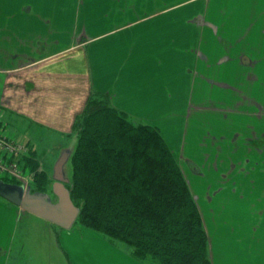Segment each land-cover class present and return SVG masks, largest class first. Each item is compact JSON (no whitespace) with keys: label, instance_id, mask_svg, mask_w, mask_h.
<instances>
[{"label":"crops","instance_id":"obj_1","mask_svg":"<svg viewBox=\"0 0 264 264\" xmlns=\"http://www.w3.org/2000/svg\"><path fill=\"white\" fill-rule=\"evenodd\" d=\"M94 4L90 18L91 5L70 0H0V123L23 138L28 151L41 134L70 133L93 93L155 126L178 116L205 118L233 131L232 139L241 128H263L264 0ZM167 144L197 202L211 264H264L263 250L252 246L256 238L246 245L247 228L221 225L225 203L230 220L240 211V222L246 219L235 191L215 179L206 194L193 178L205 176L200 167H183L180 147ZM74 225L61 228L0 197V264H40L26 261L20 246H50L58 264H144Z\"/></svg>","mask_w":264,"mask_h":264},{"label":"trees","instance_id":"obj_2","mask_svg":"<svg viewBox=\"0 0 264 264\" xmlns=\"http://www.w3.org/2000/svg\"><path fill=\"white\" fill-rule=\"evenodd\" d=\"M73 131L76 145L66 186L79 207L75 223L144 264H211L197 202L157 126L93 93ZM27 162L35 190L45 192L46 171L32 157Z\"/></svg>","mask_w":264,"mask_h":264},{"label":"rangeland","instance_id":"obj_3","mask_svg":"<svg viewBox=\"0 0 264 264\" xmlns=\"http://www.w3.org/2000/svg\"><path fill=\"white\" fill-rule=\"evenodd\" d=\"M13 1V0H11ZM43 0H40V2ZM73 4L81 5L87 9L91 5V10H88L86 16L94 18L95 0H70ZM83 4L85 6H83ZM88 5V6H87ZM80 10L79 12H81ZM84 12V11H83ZM81 12V13H83ZM89 14V15H88ZM261 115V114H260ZM170 117L169 119H171ZM191 117H173V119L163 122L157 127L160 129L162 135H165V141L180 147L181 155L180 161L183 167L188 169V166L193 169L200 167L205 176H194L193 178H200L199 185H202V190H207L209 194L211 189L214 188L215 179H224V183L218 184L225 185V189H233L232 197L235 199L236 205L242 207L246 211V219L240 222L241 211L237 214V218L233 215L229 219L230 212L225 208L226 203L223 204L220 212L226 215V220H222L221 225L226 226H241L248 230L244 236L247 239L246 245L251 246L250 237H255L257 241L252 246H259L261 251L264 252V134L261 131L260 124H256L255 128L242 129V132H234L237 139H232L233 131H224L219 126L222 124L213 123L204 119L192 121ZM12 127L10 123H7ZM238 125V124H236ZM235 124L232 125V129ZM7 128V127H6ZM238 129V128H237ZM248 130V131H247ZM256 131V132H255ZM246 132L248 134H246ZM168 140V141H167ZM76 139L74 137L73 128L70 133L58 134L47 132L46 136L41 134L36 143L31 146V150H27L24 155L18 157L16 162L8 164L19 174L20 178L24 180L25 184L30 188L31 192L36 191L34 183V170L31 163L27 159L37 163V168L45 170L47 189L45 192L49 193L53 201H57V197L51 191V184L53 182L52 169L56 160L64 150H74ZM27 146V145H26ZM191 161L196 164L190 165L186 161ZM194 161V162H193ZM29 164V165H28ZM10 165V166H9ZM188 165V166H187ZM11 170V169H10ZM189 170V169H188ZM195 171H198L194 169ZM0 170V174H1ZM191 172V171H190ZM6 173V171H5ZM4 173V174H5ZM65 176L70 179L72 173V165L70 156L64 166ZM197 173V172H196ZM191 174H193L191 172ZM8 175V174H6ZM9 175H11L9 173ZM194 175V174H193ZM13 178V175H11ZM10 179V178H9ZM20 181L18 179H13ZM230 185H232L230 187ZM236 215V212H234ZM236 221V222H235ZM240 222V223H239ZM24 224V219H21ZM75 225H79L75 223ZM74 225V226H75ZM215 225H220L219 222ZM249 227L256 229L254 232L250 231ZM43 233H45L43 231ZM252 233V234H251ZM20 234V233H19ZM34 237V236H33ZM45 237V236H43ZM23 247V257L26 261H34L37 259L40 264H53L55 261L54 254L57 252L53 249L54 254L50 251V246H20ZM259 249V250H260ZM30 252H34L31 254ZM37 253V254H36ZM40 253V255H38ZM39 257L40 260L37 258ZM54 259V260H53ZM58 264V259L56 258Z\"/></svg>","mask_w":264,"mask_h":264},{"label":"water","instance_id":"obj_4","mask_svg":"<svg viewBox=\"0 0 264 264\" xmlns=\"http://www.w3.org/2000/svg\"><path fill=\"white\" fill-rule=\"evenodd\" d=\"M69 155L70 151H62L53 165L51 191L57 197V201H53L47 192H31L29 187L2 179L0 197L61 228H71L77 219L79 207L74 204L66 186L69 179L65 176L64 165Z\"/></svg>","mask_w":264,"mask_h":264},{"label":"built area","instance_id":"obj_5","mask_svg":"<svg viewBox=\"0 0 264 264\" xmlns=\"http://www.w3.org/2000/svg\"><path fill=\"white\" fill-rule=\"evenodd\" d=\"M26 151L27 146L25 140L21 137H16L11 130L0 123V170L3 171L0 176L11 177L13 175V178L16 177V179L25 184L15 169L12 167H10L11 170L9 169L8 164L16 162V159L24 155Z\"/></svg>","mask_w":264,"mask_h":264}]
</instances>
